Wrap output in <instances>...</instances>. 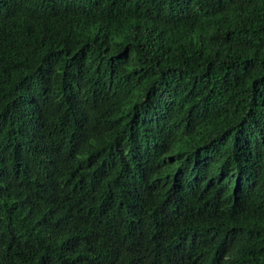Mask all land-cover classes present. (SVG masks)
<instances>
[{"label": "trees", "instance_id": "16d2710c", "mask_svg": "<svg viewBox=\"0 0 264 264\" xmlns=\"http://www.w3.org/2000/svg\"><path fill=\"white\" fill-rule=\"evenodd\" d=\"M0 264H264V0H0Z\"/></svg>", "mask_w": 264, "mask_h": 264}]
</instances>
